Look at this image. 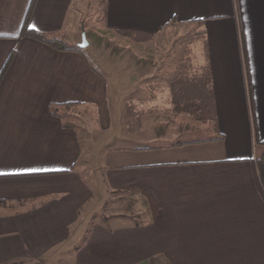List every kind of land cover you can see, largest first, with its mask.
I'll return each mask as SVG.
<instances>
[{"label":"crops","instance_id":"obj_1","mask_svg":"<svg viewBox=\"0 0 264 264\" xmlns=\"http://www.w3.org/2000/svg\"><path fill=\"white\" fill-rule=\"evenodd\" d=\"M32 2L0 0V264H264V0H106V33L138 42L136 84L133 49L96 56L82 0H35L29 15L72 50L22 36ZM172 26L183 54L156 46ZM173 51L182 69L161 78ZM134 85L135 126L121 118ZM113 105L98 189L67 119ZM100 203L110 213L80 239Z\"/></svg>","mask_w":264,"mask_h":264},{"label":"rangeland","instance_id":"obj_2","mask_svg":"<svg viewBox=\"0 0 264 264\" xmlns=\"http://www.w3.org/2000/svg\"><path fill=\"white\" fill-rule=\"evenodd\" d=\"M83 3H86V6L83 9L84 16L82 19V25H84L85 33H91V37L87 38L90 41L93 42L94 47L97 48V57L99 60L104 62V60L107 58H114L119 59L122 54V57H128L129 61L127 64V70L125 71L126 76L131 80L132 84H136V79L138 76V67L136 66V51L135 47L138 46V42L134 39H123L118 34H107L106 30L104 28V21H103V15L106 8V0H82ZM172 29L168 32V34L162 35L158 39V42L156 46L161 47L165 50H170V47L172 48H181L182 54H183V48H186L188 45V42L184 40L183 35L184 32H181V30L177 26H172ZM128 47L130 49H133L134 51H130L129 53L125 54L120 51L121 48ZM175 50V49H174ZM120 52L122 54H120ZM91 57V56H89ZM161 57V56H160ZM163 64L159 67V70L161 68L160 73L158 71V74H161V78L168 79L172 78L180 72L178 66V62L180 58L183 57V55L177 54L176 51H173L172 53H167V55H164ZM163 60V61H164ZM182 66V65H181ZM148 69L149 72H151V66ZM120 75V72H118ZM175 73V74H174ZM152 77H150L151 79ZM130 83V84H131ZM152 82L150 81V84ZM117 91L119 93H122V88L116 87ZM127 89V88H125ZM149 91L152 90V84L149 88H146ZM128 93L125 94V98L127 101H125V109L122 113V120L124 122H127L129 125H136L137 123V88L136 85L128 88ZM127 91V90H126ZM129 94V95H127ZM120 105H113L110 107V109H107V113H105L104 110H101V112H95V111H83L82 109H77L73 113H70V116H72L70 119H67V121H70L82 130V132H86L87 134H84L82 136V148L84 149V155H87L88 157L91 156L90 164L88 165V170L86 173H84L86 180L90 181V183L94 186H96L99 189V186H101L100 182V171L105 166V160L104 155L106 148L104 146V143L99 144L98 139L101 138L102 132H100V129L97 128L104 126H110L114 120H112L110 117L113 115L116 118H119V111L118 107ZM72 108H70L68 111H71ZM67 111V110H66ZM140 113V112H139ZM110 114V117H109ZM121 116V115H120ZM121 120V119H120ZM95 126V127H94ZM163 140L160 141L161 145H164ZM157 145V144H156ZM89 148V151H88ZM259 155L263 153V151L258 152ZM264 154V153H263ZM259 171L262 173L261 168L258 166ZM94 207V206H93ZM110 205H103V203H100L94 207L93 210L91 209H85L84 212L81 215L82 218V235L80 239L84 238L86 235V231L89 229L90 225H92L94 222L98 220L105 219L106 215L110 213ZM120 210V209H119ZM65 263V260L57 259L54 264H63Z\"/></svg>","mask_w":264,"mask_h":264},{"label":"trees","instance_id":"obj_3","mask_svg":"<svg viewBox=\"0 0 264 264\" xmlns=\"http://www.w3.org/2000/svg\"><path fill=\"white\" fill-rule=\"evenodd\" d=\"M34 3H35V0H33V2H32V6L30 8L28 17L25 21L22 36L32 38V39L39 41L45 45H48L49 47H51L55 50H58V51H70V50H72V46L64 43L61 40L43 37L40 34L34 32V31H31L29 29V27H28L29 15L31 14V12L33 10ZM259 164H260L262 173H264V154L260 157Z\"/></svg>","mask_w":264,"mask_h":264}]
</instances>
